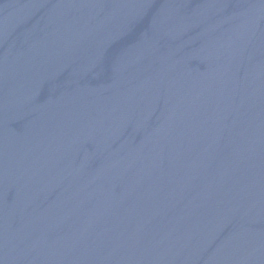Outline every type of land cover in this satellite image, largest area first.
Instances as JSON below:
<instances>
[{"label":"water","instance_id":"water-1","mask_svg":"<svg viewBox=\"0 0 264 264\" xmlns=\"http://www.w3.org/2000/svg\"><path fill=\"white\" fill-rule=\"evenodd\" d=\"M0 264H264V0H0Z\"/></svg>","mask_w":264,"mask_h":264}]
</instances>
